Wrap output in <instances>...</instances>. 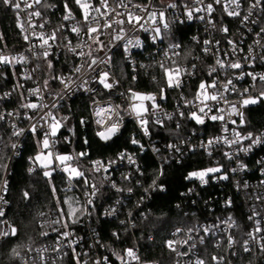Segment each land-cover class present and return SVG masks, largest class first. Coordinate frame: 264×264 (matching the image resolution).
<instances>
[{
  "label": "built area",
  "instance_id": "obj_1",
  "mask_svg": "<svg viewBox=\"0 0 264 264\" xmlns=\"http://www.w3.org/2000/svg\"><path fill=\"white\" fill-rule=\"evenodd\" d=\"M122 2L124 6H118V0H107L108 8L105 9L100 0H80L81 4L90 5L87 22L84 20L85 10L76 0H60L46 6L44 0L39 3L14 0L20 6H11L23 42V47L16 51L0 49V68L9 67L13 78L9 87L0 90V125L12 130L14 135L11 157H19L26 135L39 134L41 141L48 139L45 149L51 152L56 171L65 175L66 187L78 189L75 178L81 176L85 182L80 194L81 205L69 209L68 215L56 210L43 215L42 221L47 226L43 236L48 235L49 238L36 247L26 245L18 254L20 264H68L69 259L74 264H160L144 257L138 240L123 248L107 245L99 232L89 225L97 202V180L87 178L75 167L73 154L60 151L58 132L52 135V125L56 122L53 111L71 105L79 97L89 102L95 132L102 140L119 134L127 123L134 125L130 142L137 148L136 152L122 151L112 159L91 162L93 172L114 192L112 201L101 209L103 218L118 217L119 222L128 224L129 229L135 225L134 212L126 210L122 217L120 213L122 206H127L126 195L135 193L122 181L143 174L139 153L150 151L159 157L162 173L161 149L178 156L199 149L212 158V165L196 172L211 168L219 171L207 173L204 177L206 182L193 177L198 183L186 191L190 195H200L199 188L223 186L222 189L229 192L221 199L220 205L227 212L207 219L197 218L191 225L173 229L166 245L173 254L174 263L197 264L202 260L204 264L209 261L241 264L236 260L240 251L264 257V129L248 128L250 108L264 103L261 96L264 80L260 79L264 76V0ZM209 5L211 12L208 11ZM96 8L100 13L93 10ZM35 12L40 15H34ZM229 12H238L239 15H229ZM129 13L141 17L140 21L128 23ZM66 16L69 18L65 19ZM163 17L166 18L165 23ZM117 20L123 23H116ZM106 22L110 27H103ZM157 25L163 31L172 32L169 43L161 33H156ZM178 25H195V33L188 37L195 45L193 49L185 46V38L175 37ZM89 26L100 27V31L90 34ZM73 28H79L80 32L73 31ZM53 33L54 40L50 39ZM115 56L124 59L135 81L138 75H152L154 82H162L161 88L155 91L126 88L115 74ZM64 57L67 59L65 67L52 74L49 63ZM233 63H239L241 67L232 68L230 65ZM46 64L49 76L43 77L41 70ZM165 69L173 70L170 74L172 86H169V73ZM104 73H107L106 82L112 84L111 88L100 83ZM202 83L206 86L204 89L200 88ZM132 93L153 96L155 100L140 101L134 99ZM211 95L217 99H205ZM249 98L257 102L244 105L243 101ZM141 103L145 107L137 116L132 106ZM30 104L37 107L26 106ZM193 113L203 123H197ZM212 116L220 118L212 120ZM59 117H62L60 113ZM184 120L193 125L180 135V139H174L164 147L157 143L155 127L170 122L179 128ZM113 125L117 128L114 133L110 131ZM3 139L4 134L0 130V149ZM60 156L70 159L61 162ZM67 166L76 168L82 175H72L65 170ZM159 187L164 191L163 186ZM156 188L155 182L151 189H145L146 195L140 197L142 203L147 202V196L151 197V190ZM8 196L6 170L0 183V210L4 212L0 216V233H11L13 228L16 229L7 217ZM239 199L242 209L234 210L233 205ZM192 200L196 201V198ZM140 214L145 216L146 212L141 211ZM15 235H0V239ZM112 235L119 239L121 234L114 229ZM169 241L172 247L168 246ZM128 249L134 252L135 258L127 255ZM246 264L253 263L247 261Z\"/></svg>",
  "mask_w": 264,
  "mask_h": 264
},
{
  "label": "trees",
  "instance_id": "obj_2",
  "mask_svg": "<svg viewBox=\"0 0 264 264\" xmlns=\"http://www.w3.org/2000/svg\"><path fill=\"white\" fill-rule=\"evenodd\" d=\"M56 1L60 2V0H44V6ZM14 15L12 7L0 0V49L6 51H16L23 47ZM175 30L176 38L186 39L184 44L188 49L195 47L188 39L195 33V25H178ZM66 61L65 57L63 60L53 61L50 67L52 74L61 72L67 64ZM47 69L46 64L41 70L43 77L49 76ZM10 71L9 67L0 68V90L13 83ZM114 71L128 89L155 91L161 88L162 82H154L152 75H138L135 81L128 64L118 56H115ZM89 110V102L79 97L71 105L58 111L66 119L65 124L58 131L60 151L72 153L74 156L72 164L87 178L94 177L97 180L99 188L97 202L89 225L99 232L100 238L107 245L114 244L115 247L123 248L125 245H132L136 239L140 242L143 255L147 260L160 264H175L173 254L166 245L171 231L180 225H191L197 218L207 219L227 212L220 205L221 199L229 192L228 189L223 190V186L210 185L199 188L200 195L197 193L190 195L186 191L190 186L198 183L195 178H190L189 174L210 167L212 158L199 149L178 156L169 154L167 149L163 148L160 154L163 162L161 173L159 157L150 151L139 153L143 174L133 175L129 180L122 181L126 188L132 187L135 191L132 195H126L127 206H122L120 213L122 217L127 213L126 210L134 212L135 225L129 229L128 224L119 222L120 218H103L100 214L102 207L112 201L114 192L90 166L95 159H112L122 151L136 152L137 148L130 142L134 125L127 123L123 125L119 134L108 140H102L95 132V124ZM191 125H193L192 122L184 120L183 125L177 128L174 124L165 122L164 126L155 127L157 131L154 136L157 143L164 147L170 141L180 139V135L189 131ZM248 128L264 129V103L250 108ZM0 130L4 134L0 149L2 164L0 183L3 172L7 170L10 202L7 217L17 229L15 236L0 239V264H20L18 254L26 245L36 247L49 238L48 235L43 236V233L47 231V226L42 221L43 215H46L49 210L68 215L69 209L81 205L80 194L85 182L83 176L75 178L78 189L69 190L63 173L56 171L54 167L48 171L38 163L36 157L43 149L42 137L39 134L26 135L21 154L19 157L12 158L13 132L5 125H0ZM45 172L49 175L46 176ZM155 182L156 190H151V197L147 196V202L142 203L140 197L145 194V189H151ZM158 186H163L164 191ZM25 193L28 194L27 197ZM193 198H196V201H193ZM233 209H242L240 199L235 201ZM141 211L146 212L145 216L140 214ZM79 214L80 212L77 213ZM114 229L119 230L121 234L119 239L113 237ZM208 246L210 247V244ZM236 260L241 264H246L247 261L253 264H264L263 256L256 257L243 251H240ZM68 261V264H74L73 260ZM207 264L215 263L209 261Z\"/></svg>",
  "mask_w": 264,
  "mask_h": 264
},
{
  "label": "snow or ice",
  "instance_id": "obj_3",
  "mask_svg": "<svg viewBox=\"0 0 264 264\" xmlns=\"http://www.w3.org/2000/svg\"><path fill=\"white\" fill-rule=\"evenodd\" d=\"M2 2H3L5 5H10V6H13V7H15V8H19V6H20L19 3H14V0H2ZM39 2H40V0H36V3H39ZM76 2H77L78 4H80V7H81L82 9L85 10V11H84V20H85V22H87V21H88V17H89V12L87 11V9L90 7V5H88V4H86V3H85V4H81V3H80V0H76ZM100 2H101V5H102L105 9L108 8L107 0H100ZM216 2H217V3H220V0H216ZM28 6L31 7V5H28ZM118 6H124L122 0H118ZM172 6H174V5H172ZM66 7H67V5H66ZM93 10L96 11V12H98V13H100V9H99V8H96V9H93ZM113 11H114V10H113ZM208 11H209V12L212 11V7H211V5L208 6ZM228 14H229V15H239L238 12H229ZM34 15L39 16L40 13H39V12H35ZM69 15H70V13H69ZM101 15H104V13H101ZM117 15H119V13H117ZM150 15H152V16L154 17V16H155V13H151ZM189 15H191V14H189ZM161 16H163L162 13H161ZM68 18H69V16H66V17H65V19H68ZM140 19H141V17L134 16V15L131 14V13L128 14V23H132L133 21H136V22L138 23V22L140 21ZM245 19H247V18L245 17ZM93 20H95V17H93ZM115 22H116V23H120V24L123 23V21H121V20H117V21H115ZM103 27H104V28L110 27V24L106 22V23L103 25ZM165 27H167V25H165ZM73 31L79 33V32H80V29H79V28H73ZM99 31H100V27H91V26L88 27V32H89L90 34H91V33H98ZM155 31H156L157 34L159 33V29H158V28L155 29ZM224 31H227V29L225 28ZM50 39H53V40L55 39V33L52 34V36L50 37ZM154 39H155V37H154ZM97 42H98V41H97ZM44 43L47 44V40H45ZM137 43H138V42H137ZM205 43H208V42L206 41ZM44 55L47 56L48 53L45 52ZM92 63L94 64V63H96V61H92ZM230 66H231L232 68H239V67H241V65H240L239 63H233V64H231ZM49 67H51V63H49ZM76 71L79 72V68H77ZM172 71H173V70L165 69V72H166V73H169V86H172V78H171V75H170ZM175 71H176L177 73L179 72L178 69H176ZM106 79H107V73H104V74H103V77H102L101 80H100V83H102V84L104 85L105 88H111V87H112V84L107 83V82H106ZM253 79H255V76H253ZM260 79H261V80H264V76H261ZM61 82H63V80H62ZM228 83L230 84L231 81H229ZM176 84H177V86L179 85V80H178V79H177V81H176ZM212 86L214 87L215 85H212ZM66 87H67V85H66ZM205 87H206V86H205V84H203V83L200 85V88H201V89H204ZM132 96H133L134 99H139L140 101H144V100H153V101H154V100H155V97H153V96H140V95L137 94V93H132ZM261 96L264 97V93H261ZM205 99L216 100L217 97H216L215 95H211V96H206ZM256 102H257L256 99L249 98V99H245V100L243 101V104H244V105H247V104H254V103H256ZM26 106H27V107H30V108H36V107H37V105H35V104H30V105H26ZM154 106H155V105H154ZM142 109H143V104H140V105H135V104H134V105L132 106V110L136 113L137 116H140V113H141V110H142ZM233 110H235V109H233ZM200 111L203 112L204 110L201 109ZM192 117H193L194 119H196L197 123H203V120H202L199 116H197L195 113L192 114ZM219 118H220V117H217V116H212V117H211L212 120H216V119H219ZM53 120H54V118H53ZM142 123H145V122L142 121ZM57 126H58L57 123H54V124L52 125V135H55V133H56V129H57ZM116 130H117L116 125H113L112 128L110 129V131H112L113 133H114ZM101 135L103 136L102 133H101ZM106 138H107V137H106ZM135 142H136V141H133V143H135ZM256 142H259V141H256ZM210 143H211V142H210ZM43 144H44V147H45V148L48 147V139H47V138L44 139ZM82 155H83V154H82ZM38 158H39V157H38ZM58 159H59L61 162H63V161H65V160L70 159V157L60 156V157H58ZM65 170H66V171H70L71 173H74V174L77 175V176L82 175V173L76 171V169H65ZM217 171H219V169L211 168V169H208L207 172H193V173H190L189 176H190V178H191V177H197V178H199L202 182H206V181H204V177L207 175V173H208V172H217ZM45 175L48 176L49 173H48V172H45ZM224 178L226 179V177H224ZM27 195H28V194L25 193V197H27ZM3 215H4V212H3L2 210H0V216H3ZM15 233H16V229L13 228L12 231H11V233H7V232H5V233H0V235H4V236H7V235H15ZM64 235L66 236L67 233H65ZM229 241H230V243H231V237L229 238ZM168 246H169V247H172V242H171V241L168 242ZM245 250H247V249H245ZM127 255L130 256V257L135 258V254H134V252H133L131 249H128V250H127ZM214 259H215V258H214ZM197 264H204V262L201 260V261H198Z\"/></svg>",
  "mask_w": 264,
  "mask_h": 264
},
{
  "label": "rangeland",
  "instance_id": "obj_4",
  "mask_svg": "<svg viewBox=\"0 0 264 264\" xmlns=\"http://www.w3.org/2000/svg\"><path fill=\"white\" fill-rule=\"evenodd\" d=\"M33 1H36V0H33ZM162 20H163L164 23L166 22V18L165 17H163ZM169 22H170V20H169ZM157 28L159 29V33H161V36L165 37L166 42L169 43L170 39L172 37V32L171 31H163V30H161L159 25H157ZM140 96H143V95H140ZM141 104H143V103H141ZM143 107H145L144 104H143ZM53 112H54V117H55V120H56L55 123L58 124L57 129H56V132H58L59 129L65 124L66 119L62 118V117H59L58 111H53ZM42 147H43V149L45 148L43 143H42ZM43 149L37 155V157H36L37 161H38V163L41 166L45 167L44 169H47L48 171H51L53 166H54V164H55V160L52 157V154H51V152L49 150H47V149L43 150ZM69 167L70 166H67V169H71ZM72 169H76V168H72ZM76 171H77V169H76ZM204 172H207V170L204 171ZM208 173H210V172H208ZM71 174L75 176L74 173H71ZM71 202H73V201H71Z\"/></svg>",
  "mask_w": 264,
  "mask_h": 264
}]
</instances>
